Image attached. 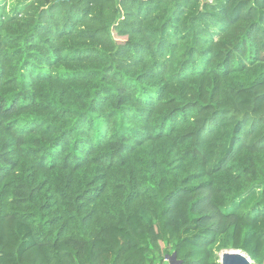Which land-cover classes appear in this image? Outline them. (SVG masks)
<instances>
[{
  "label": "trees",
  "instance_id": "trees-1",
  "mask_svg": "<svg viewBox=\"0 0 264 264\" xmlns=\"http://www.w3.org/2000/svg\"><path fill=\"white\" fill-rule=\"evenodd\" d=\"M224 249L264 264V0H0V264Z\"/></svg>",
  "mask_w": 264,
  "mask_h": 264
},
{
  "label": "water",
  "instance_id": "water-1",
  "mask_svg": "<svg viewBox=\"0 0 264 264\" xmlns=\"http://www.w3.org/2000/svg\"><path fill=\"white\" fill-rule=\"evenodd\" d=\"M58 1L66 0H56V2ZM165 260L168 264H180V261H177L175 257V253L166 257ZM218 261L220 264H252L251 259L245 252L235 249L221 250L218 253Z\"/></svg>",
  "mask_w": 264,
  "mask_h": 264
},
{
  "label": "rangeland",
  "instance_id": "rangeland-1",
  "mask_svg": "<svg viewBox=\"0 0 264 264\" xmlns=\"http://www.w3.org/2000/svg\"><path fill=\"white\" fill-rule=\"evenodd\" d=\"M117 39H118L119 41H122L124 38L117 37ZM166 263H167V261H166ZM167 264H168V263H167Z\"/></svg>",
  "mask_w": 264,
  "mask_h": 264
},
{
  "label": "built area",
  "instance_id": "built-area-1",
  "mask_svg": "<svg viewBox=\"0 0 264 264\" xmlns=\"http://www.w3.org/2000/svg\"><path fill=\"white\" fill-rule=\"evenodd\" d=\"M206 1L211 2L212 0H206Z\"/></svg>",
  "mask_w": 264,
  "mask_h": 264
}]
</instances>
